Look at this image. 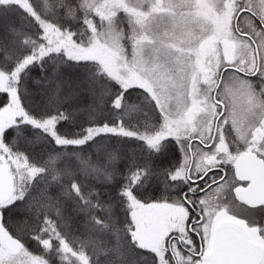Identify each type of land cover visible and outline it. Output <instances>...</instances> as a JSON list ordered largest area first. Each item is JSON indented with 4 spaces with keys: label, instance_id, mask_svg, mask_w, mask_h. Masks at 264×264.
<instances>
[{
    "label": "snow or ice",
    "instance_id": "obj_1",
    "mask_svg": "<svg viewBox=\"0 0 264 264\" xmlns=\"http://www.w3.org/2000/svg\"><path fill=\"white\" fill-rule=\"evenodd\" d=\"M0 264H264V0H0Z\"/></svg>",
    "mask_w": 264,
    "mask_h": 264
},
{
    "label": "trees",
    "instance_id": "obj_2",
    "mask_svg": "<svg viewBox=\"0 0 264 264\" xmlns=\"http://www.w3.org/2000/svg\"><path fill=\"white\" fill-rule=\"evenodd\" d=\"M34 247V246H33Z\"/></svg>",
    "mask_w": 264,
    "mask_h": 264
}]
</instances>
